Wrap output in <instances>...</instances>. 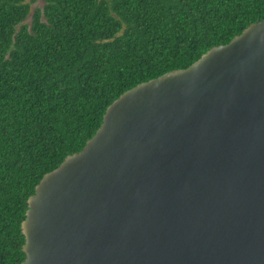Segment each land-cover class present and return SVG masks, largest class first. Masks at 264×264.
I'll return each mask as SVG.
<instances>
[{
  "label": "water",
  "instance_id": "1",
  "mask_svg": "<svg viewBox=\"0 0 264 264\" xmlns=\"http://www.w3.org/2000/svg\"><path fill=\"white\" fill-rule=\"evenodd\" d=\"M22 232V264H264V20L115 99Z\"/></svg>",
  "mask_w": 264,
  "mask_h": 264
},
{
  "label": "trees",
  "instance_id": "2",
  "mask_svg": "<svg viewBox=\"0 0 264 264\" xmlns=\"http://www.w3.org/2000/svg\"><path fill=\"white\" fill-rule=\"evenodd\" d=\"M36 1L0 0V264H22L29 197L115 99L264 20V0Z\"/></svg>",
  "mask_w": 264,
  "mask_h": 264
},
{
  "label": "rangeland",
  "instance_id": "3",
  "mask_svg": "<svg viewBox=\"0 0 264 264\" xmlns=\"http://www.w3.org/2000/svg\"><path fill=\"white\" fill-rule=\"evenodd\" d=\"M42 3H43L42 0H37L36 2H34V3L32 4V8H34L35 6H41ZM27 21H30V18H29Z\"/></svg>",
  "mask_w": 264,
  "mask_h": 264
}]
</instances>
